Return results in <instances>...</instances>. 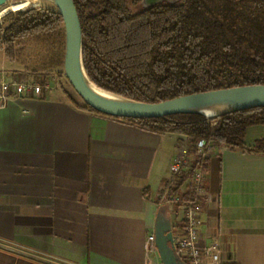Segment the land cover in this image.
<instances>
[{
  "label": "crops",
  "instance_id": "0c3cea01",
  "mask_svg": "<svg viewBox=\"0 0 264 264\" xmlns=\"http://www.w3.org/2000/svg\"><path fill=\"white\" fill-rule=\"evenodd\" d=\"M253 127L264 126L248 128V144L264 136ZM185 146L181 135L76 106L60 89L8 101L0 107V243L60 264H162L145 242L158 211L181 223L164 182ZM207 163L199 242L217 244L218 264H264V154L220 145ZM0 264L45 263L0 249Z\"/></svg>",
  "mask_w": 264,
  "mask_h": 264
},
{
  "label": "trees",
  "instance_id": "16d2710c",
  "mask_svg": "<svg viewBox=\"0 0 264 264\" xmlns=\"http://www.w3.org/2000/svg\"><path fill=\"white\" fill-rule=\"evenodd\" d=\"M73 1L85 70L103 89L158 102L210 89L264 84V0H179L136 12L128 0ZM28 37L46 42L41 69L63 66L64 27L56 7L35 5L1 17L0 51L8 59L16 58L20 41ZM64 93L74 105L97 112L79 102L76 92ZM115 118L146 131L186 138L188 162L164 182L167 197L201 201L191 177L198 167L206 173L208 163L194 153L192 143L197 139L264 154V136L249 144L245 140L249 127L264 126V106L215 118L200 114ZM173 208L183 212L179 203ZM179 221L172 228H181V217Z\"/></svg>",
  "mask_w": 264,
  "mask_h": 264
},
{
  "label": "water",
  "instance_id": "95a60500",
  "mask_svg": "<svg viewBox=\"0 0 264 264\" xmlns=\"http://www.w3.org/2000/svg\"><path fill=\"white\" fill-rule=\"evenodd\" d=\"M8 0H0V6ZM62 17L64 27L63 72L82 101L99 113L113 117H163L172 114H200L215 118L227 113L264 106V84H246L187 93L158 102L128 98L103 89L88 76L82 57V31L73 0H50ZM179 0H141L143 8L175 4ZM154 245L162 264H187L172 244L170 219L158 211L153 228ZM0 249L43 262L60 264L0 243Z\"/></svg>",
  "mask_w": 264,
  "mask_h": 264
},
{
  "label": "built area",
  "instance_id": "2783aa9c",
  "mask_svg": "<svg viewBox=\"0 0 264 264\" xmlns=\"http://www.w3.org/2000/svg\"><path fill=\"white\" fill-rule=\"evenodd\" d=\"M54 89L53 82L49 79L44 80H25L13 79L6 77L0 72V107L4 106L8 101L27 95L41 96L43 93H49ZM194 153L202 159L208 158L214 151V144L211 140L197 139L192 143ZM188 149L182 147L172 158L168 166L169 174H177L181 172L188 162ZM205 173L201 168L193 171L191 180L196 196L203 194L202 179ZM165 201L174 204L179 203L183 208L181 213L182 227L172 232V244L175 251L187 264H218L219 249L217 244H201L199 242V227L201 217L198 211V203L196 198L181 200L176 195L166 196ZM175 214H177L175 212ZM145 250L147 252L156 250L154 245V235L151 232L145 242Z\"/></svg>",
  "mask_w": 264,
  "mask_h": 264
},
{
  "label": "rangeland",
  "instance_id": "374dc122",
  "mask_svg": "<svg viewBox=\"0 0 264 264\" xmlns=\"http://www.w3.org/2000/svg\"><path fill=\"white\" fill-rule=\"evenodd\" d=\"M16 2L22 4V7L18 10H22L27 7L35 6V5L48 7V8L55 7L52 4V2H49L48 0H8L5 4L0 6V12L2 11L3 8H8L10 5ZM128 4L133 12H136L141 8H143L141 1L137 5H132L131 0H128ZM13 11H17V10H13ZM45 51H46L45 40L43 39L36 40L30 37L25 38L22 41H20L18 45V52L14 60L8 59L4 55L3 51H0V72L3 73L5 76L13 79H20V78L25 80L49 79L50 81L53 82L54 88L60 89L63 92L68 91L74 94L75 91L73 90L72 86L70 85V83L68 82V80L64 75L63 67L46 69L45 71L40 68L41 59L42 56L45 54ZM75 97L79 102H81L82 99H80V97H77L76 95ZM254 128L264 129V127H253L250 129V131ZM181 138L186 140V138L183 136H181ZM246 138H248V135ZM161 211L163 212V210Z\"/></svg>",
  "mask_w": 264,
  "mask_h": 264
},
{
  "label": "bare ground",
  "instance_id": "6f19581e",
  "mask_svg": "<svg viewBox=\"0 0 264 264\" xmlns=\"http://www.w3.org/2000/svg\"><path fill=\"white\" fill-rule=\"evenodd\" d=\"M49 2H51L50 0H48ZM22 7V4L19 2H16L12 5H10L8 8H3L2 11L0 12V18L3 14H5L8 11H13V10H18Z\"/></svg>",
  "mask_w": 264,
  "mask_h": 264
}]
</instances>
